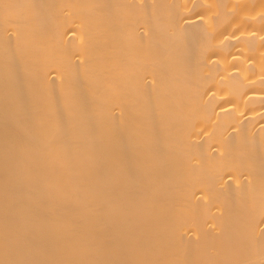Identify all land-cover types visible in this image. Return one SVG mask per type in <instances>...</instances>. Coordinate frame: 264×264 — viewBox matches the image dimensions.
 Listing matches in <instances>:
<instances>
[{
  "label": "bare ground",
  "instance_id": "1",
  "mask_svg": "<svg viewBox=\"0 0 264 264\" xmlns=\"http://www.w3.org/2000/svg\"><path fill=\"white\" fill-rule=\"evenodd\" d=\"M0 264H264V0H0Z\"/></svg>",
  "mask_w": 264,
  "mask_h": 264
}]
</instances>
